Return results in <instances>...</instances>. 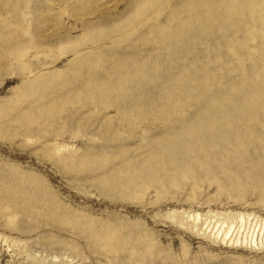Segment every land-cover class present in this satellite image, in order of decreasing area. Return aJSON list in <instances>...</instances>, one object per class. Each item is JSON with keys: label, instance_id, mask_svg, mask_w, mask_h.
<instances>
[{"label": "rangeland", "instance_id": "rangeland-1", "mask_svg": "<svg viewBox=\"0 0 264 264\" xmlns=\"http://www.w3.org/2000/svg\"><path fill=\"white\" fill-rule=\"evenodd\" d=\"M20 43L41 51L20 63ZM92 85V101L64 104ZM248 123L240 140L264 144V0H0V183L38 194L21 215L0 189V264H264L260 154L211 156L215 181L189 155L193 173L163 197L101 185L150 138L195 124V147Z\"/></svg>", "mask_w": 264, "mask_h": 264}, {"label": "bare ground", "instance_id": "bare-ground-1", "mask_svg": "<svg viewBox=\"0 0 264 264\" xmlns=\"http://www.w3.org/2000/svg\"><path fill=\"white\" fill-rule=\"evenodd\" d=\"M157 1H159V0H151V3H154ZM146 6H147V4H146ZM14 11H15V9H14ZM136 11H137L136 13H139V10H136ZM145 12H146V10H145ZM23 13H27V12H20L18 15V18L19 17H20V19L23 17L25 18V15ZM16 14H18V12H16ZM135 18L138 19V14H137V16H135ZM20 19H18V20H20ZM75 44H77V43H75ZM17 47H18V49H16L17 50L16 53H17L18 61L20 63H22V59L24 58L25 55L28 54V51L30 49H33L35 54L38 53L39 51H41L40 46L36 45V46L30 47L27 43H25V45L23 43H20L17 45ZM69 48L70 47H60L59 48L60 54L66 53L63 51L67 50ZM70 52L73 56H76V55L78 56V49L76 47H73L72 49H70ZM27 65H23V66H21V68H23L24 71L28 70V72L31 73L32 71H31V69H29V67ZM73 69H75V68H73ZM24 74L27 75V73H25V72H24ZM56 77H57V75H56ZM42 80H45V79H42ZM46 82L48 84L46 86V89H48L50 87L49 84L51 81L47 80ZM92 86H93L92 88L89 87V93L87 91H85V95L83 97H80L78 94H76V95H74L75 99H72V98L64 99V104L66 103V101H68V102L77 101V102L81 103V101H83L84 99L91 100L92 94L97 93L98 89L100 88V87L98 88L94 85H92ZM28 87H29L28 90H30V91L35 90V92H37V90L40 89V87L38 89H36V87L34 86V83L28 84ZM35 92H33V93L35 94ZM82 92L84 93V90ZM102 92H105V91L103 90ZM44 110L47 113H49L48 114V117H49V116L53 115L55 108H53L52 106H48ZM31 119H33V118H31ZM31 121H33V120H29L28 122H31ZM194 125H190L191 127L186 126V125H181L180 128L177 129V132L171 136L168 135V136H166L164 138H160V139L150 138L149 144L143 143L141 145L143 150H142V152L140 151L138 153L139 155H137V157L134 160L133 159L121 160V165H119V167L112 172V174H111L112 177H110L109 179L108 178L102 179L101 185L109 191L112 190L114 192L120 193L123 196H128V197H133V195L134 196L137 195L136 197H142V195L150 187H152V188H155V192L157 194L156 195L157 197H163L168 193V191L172 187L177 188L178 184H180L179 183L180 180L185 181V180L189 179L188 174L193 173V171L191 169L186 170V168H184V165L187 164V159L190 157L189 155L201 156V158L198 160H200V163L202 162V165H203V170H202L203 172L202 173L207 174V176H205V177H207L208 180H210V181L212 179H214V181L218 180V179L211 178L210 176H208L210 167L208 166L207 161L209 160V158L211 156H213V157L218 156L221 154V152L226 151L227 154L228 153L232 154L234 156V158H247V157H250L252 155H258L259 156V154H260L261 159L264 160V144L259 145V143H256V144H258V145H256V144H254V141L252 143L250 142L249 144H244V142L242 140H240L241 138H245V137L254 135L252 132V127H251L250 123L246 124L243 127L229 126V128H231V131L230 130H227V131L230 132L232 134V136L235 138L234 141L232 138L230 139L229 137H227L229 135L226 133V131H221L218 133V131H214L215 129H213L212 131L207 132L208 134L205 135V137L209 136V138H205V139H211V141H209L208 143H202L201 142V143H198L195 147H193L189 141L192 139V137H194L193 135H195V128H197V127ZM178 130L180 132H178ZM189 130L192 132H190ZM172 133L173 132H171L170 134H172ZM177 133L180 134L181 138L175 137L178 135ZM215 137H218V139L213 140ZM220 137H222L223 139ZM212 147H216V149H212ZM120 154L123 155L122 153H120ZM121 155L118 156L115 154L113 159L120 158ZM234 158H233V160H234ZM190 159L192 161H190L188 164H190V163L195 164L194 161L196 159L193 157ZM204 166H206V167L204 168ZM18 178L20 180V183L15 184L17 182L16 180H18ZM9 179H11V178H9ZM15 179L16 180H9L7 182L0 183V189L4 190L6 192H9V193L11 192V196L7 195L8 198L12 197L14 195L13 192H16V194H19L21 196V199L24 201V204L22 205V207L20 206L21 209L19 208V206H16L15 209L17 210L19 208L20 210L19 209L18 210H19L20 214L21 213L28 214L29 212L31 213L32 209H30V207L28 205H31L33 203L32 202L33 199L34 200L38 199V197H37L38 194L36 192L33 194L32 191L30 193V191L26 190L23 187L24 185H23L22 181H24L25 179H22V177L20 178V177L16 176ZM235 180H236V178H235ZM136 181L138 182V184H136L137 183ZM124 193H126V194L124 195ZM15 202H16V200L14 198L10 199V203L14 204ZM7 203H9V202H7ZM47 207L49 208V206H47ZM50 209H48L47 211L45 210L44 214H47V215L50 214L51 217L55 216L56 214L54 212H55L56 208L54 209L53 212L50 211ZM16 210L13 212L14 214L12 213V215H16L15 213H18V211L16 212ZM52 210H53V208H52ZM25 216H27V215H25ZM198 218H199V215L196 214L195 220H197ZM243 219H244L243 214H237V221H236L237 224L238 223L241 224L243 222ZM262 225H264V223ZM231 228H232V224L226 229L221 228V230L217 231L216 234L221 235L222 240H225V239L229 240L231 238V236H229ZM109 236H110L111 240L115 241L116 234L114 236L113 229H109ZM233 240L234 239H231V241H233ZM235 241L241 242V239L236 238ZM243 241L245 242L246 239L243 238L242 242ZM250 243L257 245L255 240L250 239ZM118 244L119 243L117 242V245H113V246L111 245V249L112 250L117 249L119 247ZM263 244H264V240L260 241V245H263ZM143 248L146 251L151 252V250H150L151 247H150V244L148 241L143 243Z\"/></svg>", "mask_w": 264, "mask_h": 264}]
</instances>
